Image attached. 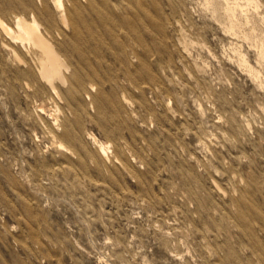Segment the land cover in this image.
I'll use <instances>...</instances> for the list:
<instances>
[{
    "label": "rangeland",
    "instance_id": "rangeland-1",
    "mask_svg": "<svg viewBox=\"0 0 264 264\" xmlns=\"http://www.w3.org/2000/svg\"><path fill=\"white\" fill-rule=\"evenodd\" d=\"M0 264H264V0H0Z\"/></svg>",
    "mask_w": 264,
    "mask_h": 264
},
{
    "label": "bare ground",
    "instance_id": "bare-ground-1",
    "mask_svg": "<svg viewBox=\"0 0 264 264\" xmlns=\"http://www.w3.org/2000/svg\"><path fill=\"white\" fill-rule=\"evenodd\" d=\"M16 28L17 35H12V32L8 28L2 29L4 36L23 41L25 36L28 35L31 45L40 51V57L38 60L39 65V76L42 77L48 84L50 96L57 97V82L59 85L68 82L64 78L63 71L67 68L58 56L54 53L53 49L33 30L29 27L35 26L34 23L27 26L26 29H22L20 26V20L18 18H12ZM72 30H74L73 24H69ZM26 88V87H25ZM88 91L91 90V85L86 88ZM89 139V137H87ZM69 150V148H68ZM101 152V151H100Z\"/></svg>",
    "mask_w": 264,
    "mask_h": 264
}]
</instances>
